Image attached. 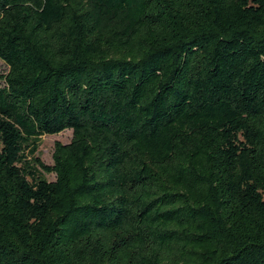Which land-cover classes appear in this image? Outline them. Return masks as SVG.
I'll use <instances>...</instances> for the list:
<instances>
[{"label": "trees", "instance_id": "obj_1", "mask_svg": "<svg viewBox=\"0 0 264 264\" xmlns=\"http://www.w3.org/2000/svg\"><path fill=\"white\" fill-rule=\"evenodd\" d=\"M0 61V264H264V0H0Z\"/></svg>", "mask_w": 264, "mask_h": 264}, {"label": "rangeland", "instance_id": "obj_2", "mask_svg": "<svg viewBox=\"0 0 264 264\" xmlns=\"http://www.w3.org/2000/svg\"><path fill=\"white\" fill-rule=\"evenodd\" d=\"M7 67L0 61V73L6 72ZM71 130H64L54 135H44L39 139L38 148L34 153V157L45 165L51 166L53 164L52 154L55 142L62 144L69 143L71 139ZM44 178L47 181H53L55 179L54 174L43 173Z\"/></svg>", "mask_w": 264, "mask_h": 264}]
</instances>
